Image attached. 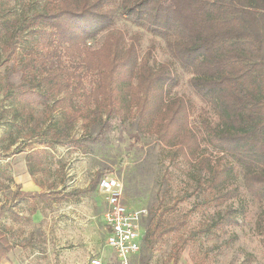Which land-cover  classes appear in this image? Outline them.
I'll return each mask as SVG.
<instances>
[{
  "label": "trees",
  "instance_id": "1",
  "mask_svg": "<svg viewBox=\"0 0 264 264\" xmlns=\"http://www.w3.org/2000/svg\"><path fill=\"white\" fill-rule=\"evenodd\" d=\"M115 1L44 0L42 8L30 16H15L0 0V65H6L7 93L13 86L10 78L20 75L17 94L25 100L21 120H35L26 134L41 132L34 105L43 104L51 118L60 109L61 119L48 128L51 133L47 137L44 131L40 134L51 144L69 143L86 152L84 139L71 134L75 123L81 121L89 134L96 128L101 136L129 95L138 125H145L163 144L193 159L200 174L197 188L209 195L195 201L189 212L230 198L236 187L229 185L238 168L248 193L264 204V0H119L120 13L165 38L170 61L157 63L154 59V64V39L141 56L139 31L128 35L110 27L116 9L108 5ZM101 31H107L102 43L90 48L88 40ZM28 36L31 43L26 41ZM175 63L191 73L189 83L194 92L219 118L214 123L209 116H200L202 134L190 124L186 98L168 97V86L178 80L171 69ZM140 134H131L133 142L140 140ZM201 139L232 162L223 164L219 159L213 163L209 155L200 152ZM40 152H29L27 159L39 161ZM30 168L34 174L38 167L31 164ZM100 178L98 173L83 190L51 196L46 191L18 187L13 195L18 200L42 197L54 202L93 190ZM10 208L1 204L0 218ZM38 209L34 206L32 211ZM189 212L160 228L148 208L142 249L152 250L165 232L185 222ZM13 214L16 220L24 219ZM234 220L225 210L212 224L191 233L174 246L173 264L188 239ZM257 225L264 234V212ZM13 247L0 228V262Z\"/></svg>",
  "mask_w": 264,
  "mask_h": 264
},
{
  "label": "rangeland",
  "instance_id": "2",
  "mask_svg": "<svg viewBox=\"0 0 264 264\" xmlns=\"http://www.w3.org/2000/svg\"><path fill=\"white\" fill-rule=\"evenodd\" d=\"M15 16L31 15L41 9L44 0H4ZM116 0L108 5L116 9L111 28H119L128 35L139 31L140 55H144L150 41H156L151 64L170 61L165 38L154 35L123 15ZM105 32L101 31L88 40L90 48L102 43ZM28 36L27 42H32ZM6 65H0V206H11L0 218V228L14 244L12 250L1 259L0 264H92V258L101 259V264H120L112 247L107 244V234L102 221V195L95 187L80 192L73 198L48 200L42 197L18 200L13 192L20 187L28 190L25 179L32 178L38 184L35 190L46 191L51 196L89 187L101 173L120 178L124 194L131 207H148L155 214L154 223L162 228L165 224L183 218L195 201L209 192L197 188L199 172L193 159H189L175 147L163 144L155 133L145 125H138L135 106L129 95L120 105V112L110 119V125L97 136L96 128L85 133L82 122L75 123L71 134L83 138L88 151L69 143H50L45 140L51 133L49 126L61 119V110L49 116L43 104L34 105V114L39 120L41 132L34 136L26 133L31 123L22 122V106L25 100L17 91L20 75L7 93ZM171 69L177 82L168 86V97L184 96L189 104L190 124L201 133L200 116H209L214 123L219 121L211 107L203 102L189 83L191 73L178 63ZM51 101V100H50ZM140 132V140L133 142L131 134ZM202 134V133H201ZM23 149L22 151H19ZM40 149L39 161L27 159V154ZM200 152L209 155L213 163L232 162L231 158L213 147H207L201 139ZM37 166L34 174L30 165ZM230 187L236 192L220 204L201 206L190 211L185 222L167 231L153 246L131 257L130 264H173V248L199 228L212 224L220 214L229 210L234 221L216 224L211 232L196 235L183 243L177 264H264V234L258 228L264 204L250 195L244 186L240 169ZM34 206L39 209L33 212ZM23 220H16L13 213Z\"/></svg>",
  "mask_w": 264,
  "mask_h": 264
},
{
  "label": "built area",
  "instance_id": "3",
  "mask_svg": "<svg viewBox=\"0 0 264 264\" xmlns=\"http://www.w3.org/2000/svg\"><path fill=\"white\" fill-rule=\"evenodd\" d=\"M98 191L104 198L102 214L108 230L107 244L114 250L120 264H130L131 257L142 249L145 235L143 220L148 215V208L129 206L124 184L116 176H102L98 181ZM91 263L101 264L102 261L92 258Z\"/></svg>",
  "mask_w": 264,
  "mask_h": 264
},
{
  "label": "crops",
  "instance_id": "4",
  "mask_svg": "<svg viewBox=\"0 0 264 264\" xmlns=\"http://www.w3.org/2000/svg\"><path fill=\"white\" fill-rule=\"evenodd\" d=\"M25 185H27V189L28 190H24V191H38V190H35V187L38 185H36V183L33 181V179L32 178H30V179H25V183H24ZM96 188L98 189V184H97V186H96ZM83 190V189H82ZM42 191V190H41ZM102 195V194H101ZM66 199H68V198H66ZM102 205H103V208H102V213H103V209H104V198H103V195H102ZM102 221H103V223H104V226H105V228H106V225H105V222H104V218H103V214H102ZM106 230H107V228H106ZM108 231V230H107ZM108 235V234H107ZM101 260V259H100Z\"/></svg>",
  "mask_w": 264,
  "mask_h": 264
}]
</instances>
